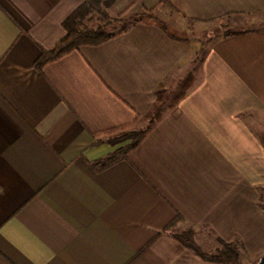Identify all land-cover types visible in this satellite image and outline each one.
<instances>
[{
	"label": "crops",
	"instance_id": "crops-1",
	"mask_svg": "<svg viewBox=\"0 0 264 264\" xmlns=\"http://www.w3.org/2000/svg\"><path fill=\"white\" fill-rule=\"evenodd\" d=\"M84 1L0 0V264H203L172 234L190 227L262 256L264 29L217 35L200 55L142 20L38 70ZM131 1L168 4L207 39L202 25L264 11ZM154 116L126 159L92 166L116 149L96 134Z\"/></svg>",
	"mask_w": 264,
	"mask_h": 264
},
{
	"label": "trees",
	"instance_id": "trees-1",
	"mask_svg": "<svg viewBox=\"0 0 264 264\" xmlns=\"http://www.w3.org/2000/svg\"><path fill=\"white\" fill-rule=\"evenodd\" d=\"M104 0H85L80 7H78L72 15H70L64 22V28L66 30L65 35L58 41L55 47L51 50H42L40 57L36 61L35 67L38 70H42L43 67L50 61L57 59L74 49H78L82 45H99L109 39H111L116 33L128 30L132 25L142 21V18L136 16L133 19L126 21L125 19L118 20L110 28L108 25H98L97 27H89L83 25V21L93 12H102V3ZM143 17V16H142ZM157 22L159 20H156ZM164 30L169 31V26L159 21ZM264 29V28H263ZM225 36H231L247 32H255L251 27H234L225 25ZM155 121V116L148 122L146 129L136 130L133 124L118 127L107 132L96 134V137L101 135H114L118 134L112 139H109L112 144H120L128 142L118 147L113 152L109 153L106 157L92 162V166L97 170H103L121 160L127 158L128 153L132 150L145 136L147 130L151 128ZM183 221L180 215H177L174 222L167 228L173 229L179 222ZM173 236L183 243L188 249H190L195 255L199 256L205 261L212 263H237L241 256V249H244L243 243L236 239L234 241H225L218 238V241L222 245L217 253L211 254L202 249L200 244L196 241L195 230L188 228L183 231H177L172 233Z\"/></svg>",
	"mask_w": 264,
	"mask_h": 264
},
{
	"label": "rangeland",
	"instance_id": "rangeland-1",
	"mask_svg": "<svg viewBox=\"0 0 264 264\" xmlns=\"http://www.w3.org/2000/svg\"><path fill=\"white\" fill-rule=\"evenodd\" d=\"M136 16L141 17L144 21L160 20L164 21L166 24H169L172 31H174L177 35L185 37L190 43L197 46L198 54L200 55H202V53L208 47H210L212 41L217 37V35L221 36L225 34V31L222 30V27L225 25L234 27L245 26L254 28L255 30H261L264 28V11L247 15H231L216 20L211 24L202 25L204 26V28H208V30L213 29L215 32H211L209 34L210 39H207L204 38L203 35L201 36L197 34L199 33L197 29V24L192 19L186 16L179 15L178 12L168 4H164L163 6L160 5L159 7L154 5V7L149 6L148 8H146V6L142 5L140 2L131 0H104L102 3V12L96 11L88 15V17L83 21V25L89 27H97L98 25L106 24L111 28L116 22L120 24L118 20L125 19L126 21H128L130 19L135 18ZM212 25H215V28H211ZM215 29L218 32H216ZM117 135L118 134L109 135V138L112 139ZM126 143L128 142L112 144V146L116 147L117 149L118 147ZM262 201L264 203V198ZM196 241L200 244L203 250L211 254H215L220 249H222V245L218 241V239L203 238L201 236H197ZM194 256L197 255L194 254ZM260 257V254H251L244 248L241 249V256L239 258V262L235 264H256ZM196 258H198L197 260L203 262V264L204 262H206V264H228L208 262L203 260L199 256Z\"/></svg>",
	"mask_w": 264,
	"mask_h": 264
},
{
	"label": "water",
	"instance_id": "water-1",
	"mask_svg": "<svg viewBox=\"0 0 264 264\" xmlns=\"http://www.w3.org/2000/svg\"><path fill=\"white\" fill-rule=\"evenodd\" d=\"M256 264H264V254L260 257Z\"/></svg>",
	"mask_w": 264,
	"mask_h": 264
}]
</instances>
